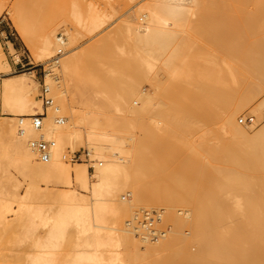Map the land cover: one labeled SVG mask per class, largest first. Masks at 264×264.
<instances>
[{"label":"bare ground","instance_id":"1","mask_svg":"<svg viewBox=\"0 0 264 264\" xmlns=\"http://www.w3.org/2000/svg\"><path fill=\"white\" fill-rule=\"evenodd\" d=\"M249 3L257 5L254 12L246 10ZM2 8L0 0V12ZM75 13L74 20H70L74 22L73 28L70 24L69 27L64 25L65 31H60L67 36L62 61L52 62V67H46L50 72L45 74L53 99L63 108L62 111L54 101L64 117L62 124L55 122V112L48 108L43 126L39 129L32 126L31 116L42 111L41 101L35 97V91L38 92L35 73L30 70L6 74L11 66L0 45V106L7 114L5 120L0 119V159L3 161L0 167L4 163L0 170L5 174L3 180L0 179V223L9 229L14 219L16 236H26L30 230L41 227L32 241V251L20 264H125L124 259L128 263L135 258L127 252L136 253V259L141 253L160 256L151 264H264V177H259L260 172H264V124L250 135L235 121V116L245 109L259 86L264 85V0H146L107 38L68 55L83 34L82 30L96 29L106 20V13L92 8L84 14ZM137 13L145 17L143 22L137 21ZM7 14L35 60L50 61L53 52L60 47L57 31L61 23L49 19L36 39L22 3L11 7ZM192 17L196 18V23L191 25ZM181 33H187V40H182ZM197 34L218 43L220 48L226 47L235 56L232 64L226 69L204 70L194 76L190 62L196 55L194 50L189 51L193 49L191 39ZM9 46L14 49L10 42ZM111 47L119 56L108 76L103 78L98 74L99 80L86 77L94 62L111 63ZM181 55L187 56V63L178 69L173 60ZM174 64L176 67H172ZM129 66L136 71L133 78L129 76ZM57 67L64 83L55 80ZM143 67L153 72L163 69L168 72L167 79L172 76V82L174 78L177 81L178 76L188 79L184 87L181 83L179 96L170 92L166 96L178 99L175 97L181 95L180 101L164 106L158 101L160 96L154 94L159 89L158 78L148 81L154 92H142L136 77L138 80ZM228 84H236L237 88L228 89ZM198 108L204 109L200 115L206 113L205 123L211 117L219 119L218 130L214 129L196 146L185 144L179 149L161 137L174 134L175 138L178 132L191 131ZM114 111H122L121 116ZM254 111L253 108L251 113L255 114ZM143 115L155 116V120L151 118L154 123L149 119V124L154 125L151 126L158 134L163 133L156 137V142L165 148L162 145L161 152L155 151L158 157L162 154L164 162L159 158L160 163L156 165L148 160L155 148L152 127V130L148 127L140 139L133 133L132 127L137 128L135 119ZM213 137L222 141L221 150L210 144L215 140ZM38 138L54 141L47 161L39 160L30 146V141ZM210 138L213 140L208 142ZM137 139L140 145L143 143L139 150L136 149ZM77 143H83L87 149V160L70 163L66 154ZM248 143L253 146V157L245 149ZM203 154L212 162L222 158L227 163L213 166L202 158ZM9 167L22 178H33L27 181L29 185L22 193L17 190L20 186L17 178L10 184L15 190L8 188V182L13 179ZM161 174L165 177H160ZM248 179H261L260 202L247 193L254 186ZM5 180L8 187L4 185L3 189ZM39 181L44 186H39ZM56 184L62 187H49ZM237 185L245 190L238 191L240 195L244 192V196L239 197L243 198L242 202L238 198L236 203L241 211L235 212L230 203H225L221 191L224 188L236 191L240 188ZM120 192L126 193L127 200L118 198ZM37 194L46 197L48 203L43 205L45 200L41 202L38 198L44 197L40 195L37 201L34 196ZM33 199L43 204H35ZM144 204L161 206L157 228L162 236L157 241L129 226L139 213L133 214L134 208ZM224 207L229 212L226 213ZM227 222L232 229L231 226L226 228ZM182 225L189 227L190 237H183L174 230ZM162 226L167 228H160ZM188 242L197 245L195 253L189 252ZM67 243L72 247L64 254L60 252L63 254L60 259L59 251ZM121 248L128 257L125 251L122 254Z\"/></svg>","mask_w":264,"mask_h":264},{"label":"rangeland","instance_id":"2","mask_svg":"<svg viewBox=\"0 0 264 264\" xmlns=\"http://www.w3.org/2000/svg\"><path fill=\"white\" fill-rule=\"evenodd\" d=\"M145 1L146 0H2L3 8H2V10L0 12V45H1V50H2L3 54L5 55L6 59L8 60V62H10L11 65L13 64L14 67H15V71H13V69H14L13 67H10L11 71L9 73H6V74H8L10 76V75H15V74H18V73H21V72H26V71H30L31 70V71H33V73H35V79L38 82L36 90H39L40 84L42 83L43 74H46L49 71V70H47L48 66H51L53 64L52 61H51L52 59L47 62L48 64L47 63H39V62H37L35 60V58L33 57V55L31 54L30 50H28V47L25 45V42L22 40V38L16 32V30L14 28V24H13L12 20L9 19L10 15L7 14V11L9 9H11V7H14L17 3L20 2L24 6L26 14H27V16H29V25H30L31 32H32L33 36H36L35 37L36 39L40 35L41 28H42L43 24H45V22L48 21L51 18H54L56 21L61 23L59 31H57V35H58L59 33H62L63 31H65L64 30V25H66L68 27L71 25L70 28H73L72 26H74V25H72V23L74 24V22H70V20L71 21L74 20V18L72 19V17H74L76 15V13H75L76 11H77V14H78V11H79V13L84 14V13L89 12L90 9L92 8L94 10H99V11H101L103 13H106L105 14V19L106 20H104V22L102 23V25L100 27H98L96 29H93V30H82L83 34H81L79 36L77 42H75L74 47H73L74 49L72 51L68 52V55H71L73 52H77L79 50L86 49L90 45H93V44L99 42L100 40L107 38L109 35H111L120 26V24L126 18L127 15H129L131 12L136 10L137 7L140 4L144 3ZM252 3H249L246 6V10L249 11V13H251L250 11L254 12L257 9V7L255 9V6H257V5L256 4H252ZM75 6H77L80 10L77 7H75ZM74 9H78V10L73 11ZM253 9H255V10L253 11ZM139 16H140V14L137 13L136 14L137 21L139 23L143 22L145 20V17H143L142 15L140 17ZM195 19H196L195 17L191 18V22H190L191 25L196 23V21H194ZM4 31H7L8 34L5 33ZM60 31H62V32H60ZM9 32L12 33V34L10 35ZM6 34H7V37H6ZM63 35L66 36V34H64V33H63ZM179 35L183 37L182 40H187V33H181ZM66 37H65V40H67ZM9 40L14 43L15 47L17 48L16 50L9 48L10 47L9 46V42H10ZM191 41L192 42L194 41L193 46H192L193 49H191V51H189V52H191V53L194 52L195 55H196V57L192 58V60L190 62L191 63V67L193 68L191 72L193 73L194 76L198 75L200 73L202 74L204 72V70H207V71L211 72V71H214L215 69H218V68H225L226 69V67L228 68L230 66V64H232V60L235 58V56H233L226 47L220 48L218 43L213 42L212 40H210L209 38H207V37H205L203 35H198V34L197 35H193ZM191 45L192 44L190 42V46ZM190 48L191 47H189L188 49H190ZM65 49L66 48L64 46L63 50H65ZM110 50H111V57H110L111 63L103 62V64H102L100 62H94L93 64L90 65V67H89L90 69L88 70V72L85 73L86 77L93 76V77H95V80H99V77H97L98 74H101V77L103 76V78L108 76L109 70L114 68L113 67V62H117L118 61V56H119V53H117L112 47L110 48ZM192 50H194V51L192 52ZM54 53L55 52H53L52 56L54 55ZM185 57L187 58L186 55L185 56L181 55V56L178 57L179 59H176L177 61L173 60V63L177 62V68L179 67L178 69H180V66L186 65L185 64V62H186L185 61L186 60ZM16 58H18V61H16ZM62 58H60V61H62L61 60ZM115 59H117V60H115ZM180 60L181 61L183 60V63L180 62ZM157 64L158 63L156 62V65ZM175 65L176 64H174V66H172V67H176ZM170 67H171V65H170ZM195 68H197V70ZM43 69H46L45 72L43 71ZM59 69H60V67H57V71H55V75H56V79L55 80H57V81H59L61 83H64V81H63L64 77H63V75H62V73L60 72ZM155 70L153 72V70L152 71H148V69L145 68V67L140 68L139 73H140L141 76L138 77V80H137V77H136L137 85H139V88L142 89V92L152 93V92H154V89H153L154 87L152 88L150 86L149 82H150V80L154 81L155 78H158L159 82L158 81L157 82L159 83L158 84L159 89H158V91L156 90L157 92L154 93L155 95L157 93V95H159L161 97L160 98L159 96H157V97H159L158 101L163 106L166 103H167L166 105H169V104H171V105L174 104L175 105V104H177L180 101L179 98L181 99V95H180V97H178L179 94H181V92H182L181 83H182V86L184 87V84H185L186 80H188V79L183 78L181 76H178V77H176L177 81H174L175 78L173 77L174 80L172 82L171 81L172 80V76L170 75L171 77H169V79L170 78L171 79L169 81V79H167L168 75H165V74H168V72L165 73V71L163 69H160V70H156L157 74H154V73H156ZM162 71H164V72H162ZM128 72H129V76L131 78H133V75H135L134 73L136 71H135L134 68L129 66L128 67ZM94 74H96V75H94ZM8 75H5V76H8ZM155 75H157V76H155ZM1 80L2 79L0 77V84L2 82ZM166 80H167V82H166ZM164 84H166L168 86H166V85L164 86ZM186 84H188V83L186 82ZM234 86H235V88H237L236 84L235 85L228 84V89L234 88ZM263 86L264 85L259 86V89L255 93V95L251 98V100L249 101V104L245 107V109L235 116V121L239 124L240 127H243V129L247 130L250 135L253 134L252 132H254V130L256 131L258 128L262 127L263 124H264V105H263L264 104V87ZM178 87L179 88L181 87L180 88L181 91H180V89ZM161 88H163V89L161 90ZM164 88H165V90H164ZM0 89H1V85H0ZM119 92L121 93V91H119ZM160 92H162V93H160ZM169 92H170V94L172 93L173 96L178 94V96L175 97V98H178V99H173L172 98L173 96L169 97V95H168V99H167L166 96H167V94H169ZM178 92H180V93H178ZM37 93L35 91V94H37ZM163 94L165 95L164 97H162ZM155 99H156V97H155ZM54 101L57 104L59 103L57 100H54ZM136 101L137 100L134 99L133 105H135ZM136 105H137V103H136ZM258 105H260V106H258ZM59 106L61 107L60 103H59ZM1 108L2 107L0 106V119L1 120H5L3 118L6 117L7 114ZM253 108L255 110L254 111L255 114H252L253 113L252 112ZM257 108H259V111H258ZM61 110L63 111L62 107H61ZM112 110H111V112H112ZM198 110H199V108L197 109V111ZM201 110H202V108L199 110V114H196V115L199 116ZM115 111L113 113L114 114H118L119 113L118 116L120 115V113L122 114V111H117L118 113H116ZM202 111H204V109ZM154 114H156V113H154ZM202 114L204 115L206 113L205 112L201 113V115H200L201 117H199V119H198V116L193 119V121H192L193 129L191 131L184 132V133L183 132H178V134H176L177 136L175 138H174V134L172 136L171 135L167 136L168 134L166 135L164 133L165 136H166L165 137V136H161V135H163V133L158 134L159 132H157V130H154L155 128L152 127L154 125L149 124V119H150L151 123L152 122L154 123V120H155V116L154 115H153L154 117H152L150 115V118H148L147 115H143L144 117L143 116L142 117L138 116V118L135 119L136 120L135 124H136L137 128H135V126L132 125L133 126L132 128H134L135 131L133 129H131V130H132V132L134 131L133 132L134 134L136 132V135L138 136V137L136 136L137 138H139V137L143 138L144 137L143 133L146 131V129L148 127L149 128L152 127V129L154 128L153 131H154L155 134L153 133V131H151L152 130L151 128H150L151 129L150 131H151V136L154 139L152 144L154 143L155 144V148H156V149L154 148V145L153 146L151 145L154 148V152L155 153L154 152H152V153L155 156H154L153 159H151L150 157H152L153 154L149 152L150 153V155H149L150 157L148 158V160L150 159V161H151V162L149 161L150 164L153 161V163L156 165V163L159 164L162 160L164 162V159L161 158L162 154H160L161 157H158L159 153L157 151H155V150H158L159 152H161L160 151L161 150L160 147H162V145H163L162 144V145L159 146V143L156 142L157 141L156 137H158V136L164 137V139H167L169 142H172L176 146H178V149H179V148H184L185 144H190L191 146L192 145L196 146L203 139V137H206L210 133L214 132V129H216V130L219 129V124H217V123H219L218 122L219 121L218 118H216V117H215V119L213 117L208 118L207 123H205L204 120L206 118H204L205 115L203 116ZM254 115L255 116L257 115V116L255 117ZM151 118H154V120L152 121ZM157 118H159V117H157ZM241 118H243V121H240ZM251 118L255 122L250 121ZM159 119H157L156 122L159 121ZM133 124H134V122H133ZM250 124L252 126H250ZM140 127H142L144 129L143 132H141L142 128L139 131ZM225 136L226 135H223L224 139L227 138ZM214 139L215 140L212 141L213 139L210 138L208 142L212 141V142H210V144L215 146V147L217 146L216 148L221 150L222 149V148H220L221 144H219V143H222V141L221 140L217 141L218 140L217 138H214ZM137 141L138 142H136V143H139V144L136 145V149L139 150L140 140L137 139ZM215 141H216V143H214ZM81 144H83V143H77L73 147L72 151L79 150L80 148H85L84 144L83 145H81ZM141 145L143 146V143H141ZM247 145H249L250 149H249V147ZM247 145L245 144V149L247 151V154L249 156L251 155L253 157V155H254V153L252 152L253 151V146L251 144H249V143ZM254 146L257 147L258 144H257V146L256 145H254ZM163 147H164V145H163ZM140 148H142V147H140ZM224 151L227 152V150H224ZM151 154H152V156H151ZM177 157L178 156H176L175 158H177ZM203 157H204V160H207V161L209 160L208 162L206 161L208 164L209 163L213 164V166L219 167V166H222L221 163H223V165L227 163V161H224L225 159L220 158V160L217 159L218 161L217 160L213 161V162H215V164H217V165H215L210 160V157L208 155L203 154L202 158ZM159 158H160V160H159ZM251 159H250V161H252ZM66 160H67V158H66ZM157 160H159L160 162H158ZM175 160L178 161V159H175ZM175 160H170V162H172V163L176 162ZM1 161L2 160L0 159V163H1ZM78 162H80V161H78ZM3 164H1V167L3 166ZM89 165H90V163L87 162V166H89ZM90 167L88 168L89 171H91L93 169V167H91L92 169ZM12 168L9 167L8 172H9V175L11 174L13 176L12 177L13 179H12V181L10 179V182H8L9 187H8V184L6 185V180H5V182L3 181V183H2L3 184V189H4V185H6L5 188L8 187L9 189L12 190L13 188H10L11 187L10 184H12V182H14L16 180V178H17V180L20 181V186H19V188L17 190L22 193L23 191H25L27 189V187L29 185V183H27V181L29 182L33 178H31V177L24 178L26 176H23V178H22V177H20L21 174H17V171L14 172L15 169H12ZM163 169L165 171H167L168 167L166 168L165 165H164ZM260 174L261 175H259V177L260 176L264 177V172L263 173L260 172ZM2 175H5V174H2V172L0 170V179L3 180V176ZM161 176H162V178L165 177L163 174H161L160 177ZM150 177H152V176H150ZM150 177H148V178H150ZM4 178L7 179V177H4ZM152 178H154V177H152ZM21 180H22V183H21ZM260 180L261 179H258V180L255 179L254 180L255 182H254V181H252V179H250L249 182H251L254 186L249 191H247V193L249 192L248 193L249 196L252 197V198H255V200L258 201V202L261 201L262 195H263L262 193L258 192V191H261V189H260L261 187H260V183H259ZM233 181H231V182H233ZM235 183H237V181H234V184ZM255 184H257V185H255ZM41 185L44 186L43 182L40 183V181H39V186H41ZM237 186H240V188L234 186L235 189L238 188L236 191L235 190L234 191L233 190L227 191V189L225 190L224 187H223L224 189L221 191V195L224 197V199L223 198L222 199L223 200L226 199L225 201H227V202H225V203L226 204L230 203L228 205H230V207L233 210H235V212L236 211H241V208H238L239 206L237 207L236 203H237V200H238L239 197L244 196V194H243L244 192L243 191L245 190V189L241 188L242 185H237ZM49 187L53 188V189L54 188H61L62 185L61 184L49 185ZM8 188H7V190H9ZM239 189L243 190L242 191L243 193H241V195L238 192V191H241ZM13 190H15V189H13ZM255 191L257 192V194H256ZM235 193H238L240 196L235 194ZM39 195L42 196L41 194L34 195L35 199H37L39 197ZM122 195L124 196V199H123ZM42 197H44V196H42ZM45 198L46 197L38 198V199L41 200V202H43L45 200V203L43 202L44 204L40 203V200H39V203H38L37 202L38 199H37V201L36 200L34 201V199L32 201L37 202L35 204L46 205V203H48L49 200L46 198L47 199V202H46ZM118 198L119 199L122 198V200L125 201V200H127L128 196L126 195L125 192H120L118 194ZM239 199H240V201L241 200L243 201V198H239ZM228 200L231 201V202H229ZM159 207H161V206L160 205H149V204L146 205V204H144V205H141V206H136L132 213L133 214L134 213L136 214L137 212L140 213L142 210L160 211ZM224 211H226L225 207H224ZM227 212H229V210H227L226 213ZM9 218L13 219V218H11V216ZM226 219H229V218H226ZM226 221H229L230 224L231 223L233 224V222H231L230 219L226 220ZM14 222L15 221L13 219V221L11 222V224L9 226V229L6 228V226H4L3 224L0 223V264H16V263L20 264V263H22L25 260V258L27 256V253L32 251V241L34 239V236L41 229V227L38 226L37 228H35L33 230H30L27 233L26 236H16V232H14V227H13ZM225 224L227 225L226 228H229L231 226L228 222L225 223ZM166 226H162L160 228L166 229L167 228ZM230 229H232V226H231ZM174 230H176V231L178 230L177 232L180 233V235L183 236V237L187 238V237L191 236V230L189 229V227H186V226L182 225V227L180 229L174 228ZM67 244H66V246L64 245L65 247L62 246L63 249L59 251L60 259L62 258L64 252L69 251L71 249V247H72L71 244H68L69 247L67 246ZM186 246H187V248H188L190 253H195L197 251V249H198L197 245H195L192 242L191 243L190 242L186 243ZM120 251L121 252L125 251V249L121 248ZM60 252L63 253V254L61 255ZM137 252L139 253L140 251H137ZM123 253L124 252H122V254ZM122 254H121V256L124 257V258H126L125 256H127L128 254L131 255L130 257L133 256L132 254H134L135 255L134 260H133V258H131V259L128 258V259H130L131 261L132 260L135 261V264H151L154 261L156 263V261L160 258V256H158V255L150 256V255H147L145 253H141L139 255L137 254L138 258L136 259V257H137L136 253L127 252V255H126V251H125V253H124L125 256H123ZM126 260L124 259V263L125 264H128V263L133 264L134 263L133 261L131 262L130 260H128L130 262L126 263L127 262Z\"/></svg>","mask_w":264,"mask_h":264},{"label":"built area","instance_id":"3","mask_svg":"<svg viewBox=\"0 0 264 264\" xmlns=\"http://www.w3.org/2000/svg\"><path fill=\"white\" fill-rule=\"evenodd\" d=\"M12 33H10L11 35ZM65 36L62 33L58 34V43L59 48L55 51L52 62L57 63L60 61L61 55L64 50ZM46 69H43L45 72ZM48 70V69H47ZM41 101L42 111L38 112L31 116V124L34 128L39 129L43 126L45 117L47 116L48 108L52 109L55 112V122L57 124H62L64 122V117L61 114L60 107L54 102V99L51 95V89L46 84L45 74H43L42 83L38 93L35 96ZM253 119L251 118L250 121ZM243 121V118L240 119ZM54 145L53 140H46L38 138L30 141V146L34 149L38 155L39 160L47 161L50 155V148ZM88 152L86 148H80L79 150L68 151L66 158L69 162H78L82 160H87ZM91 168V167H90ZM92 169V168H91ZM161 220V214L159 211L154 210H143L139 214H136L133 220L130 222V225L134 230L141 232H146L147 237L152 241H157L162 236V231L157 228V223Z\"/></svg>","mask_w":264,"mask_h":264},{"label":"crops","instance_id":"4","mask_svg":"<svg viewBox=\"0 0 264 264\" xmlns=\"http://www.w3.org/2000/svg\"><path fill=\"white\" fill-rule=\"evenodd\" d=\"M5 33H7V31H4ZM8 34V33H7ZM7 34H6V37H7ZM9 34H10V32H9ZM10 41V40H9ZM11 42V41H10ZM11 44L13 45V48H14V50H16L17 48L15 47V45H14V43L13 42H11ZM10 63V62H9ZM10 65H11V63H10ZM11 67H13L14 69H13V71H15V67H14V65L12 64L11 65Z\"/></svg>","mask_w":264,"mask_h":264}]
</instances>
